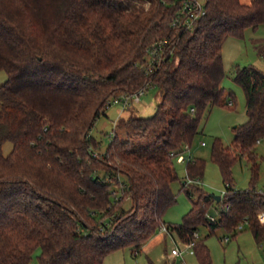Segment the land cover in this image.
<instances>
[{
  "label": "trees",
  "instance_id": "16d2710c",
  "mask_svg": "<svg viewBox=\"0 0 264 264\" xmlns=\"http://www.w3.org/2000/svg\"><path fill=\"white\" fill-rule=\"evenodd\" d=\"M180 8L181 0H0V70L8 75L0 86V264H30L37 248L39 264H106L121 247L140 252L163 225L182 243L195 241L200 264H212L206 237L220 226L236 236L247 224L264 241V191L255 187L264 70L249 64L235 73L248 118L230 146L214 140L226 184L220 201L181 180L171 156L190 146L223 98V44L264 24V0H205L191 30L174 25ZM163 40L164 55L152 61L149 48ZM151 86L162 93L155 113L119 120L101 152L91 130L108 101ZM243 158L252 182L237 189L232 168ZM204 166L189 159L187 176L200 179ZM175 182L197 193L180 224L163 220ZM204 225L209 234L195 239Z\"/></svg>",
  "mask_w": 264,
  "mask_h": 264
},
{
  "label": "rangeland",
  "instance_id": "374dc122",
  "mask_svg": "<svg viewBox=\"0 0 264 264\" xmlns=\"http://www.w3.org/2000/svg\"><path fill=\"white\" fill-rule=\"evenodd\" d=\"M178 1V0H175ZM204 2L205 0H201ZM248 3L250 0H241ZM259 42L264 44V24L257 29L247 28L243 37H229L223 44V63L225 76L222 85L225 94L218 104L212 106L202 117L199 132L191 142L189 149L185 151L186 160L179 162L173 158L174 166L181 180L187 179L188 160L201 159L205 168L201 180V188L210 195H221L226 191V184L219 166L212 160V147L218 137L226 146H230L235 136V127L246 122V97L243 88L234 80L238 67L252 64L264 70V57L259 51ZM264 46V45H263ZM8 75L5 70H0V86L6 81ZM161 90L157 86L149 87L140 98V102L131 101V105L123 110L122 103L110 105L105 114H102L95 122L91 135L99 143V149L104 152L110 143L114 122L127 120L130 115L143 117L155 113L157 105L161 101ZM233 100V105H227ZM3 152L8 154L13 147L12 142L3 143ZM259 156L258 179L255 187L258 191H264V138L256 146ZM234 186L237 189H248L252 182L251 164L248 159L237 161L232 168ZM172 189L176 195V202L169 206L164 213L163 220L167 223L180 224L184 216L191 210L193 200L181 190L180 182H175ZM130 208V199L126 196L124 203ZM216 205L210 210V215L217 216ZM210 232L209 226H201L200 238L204 239ZM226 228L220 226L212 234L206 237L212 264H264V241L257 242L247 224L237 230L233 236ZM177 239V238H176ZM176 244L171 235L158 232L142 247L140 252L134 254L132 246L121 247L109 253L105 258L106 264H200L194 248L186 250L183 263L180 258L172 256L171 251L177 245L183 248L184 243ZM41 249L37 248L30 264H39Z\"/></svg>",
  "mask_w": 264,
  "mask_h": 264
},
{
  "label": "built area",
  "instance_id": "2783aa9c",
  "mask_svg": "<svg viewBox=\"0 0 264 264\" xmlns=\"http://www.w3.org/2000/svg\"><path fill=\"white\" fill-rule=\"evenodd\" d=\"M205 13H206L205 1L202 2L201 0H181L179 19H177L174 22V25L175 24H181V25L185 26V28L187 30H191L195 26L196 22L202 16H204ZM166 44H167V40L159 41V42L152 44L151 47L149 48V53H148L149 58L152 61H154L156 58H159V57H161V55H164V50H165ZM143 93H144V89H139L131 95L111 98L108 101V107L114 103H116V104L122 103L123 104V110H125L126 108H128L129 105H131V101L135 102V103L140 102V98H141ZM228 102L230 105H233V100H229ZM115 126L117 127V121L114 122V127ZM115 130L116 129H114V131L111 132L110 138H112L114 136ZM188 149H189V146H186L185 151ZM185 151L181 152V153L172 152L171 156L174 158L177 157L179 162H184L186 160V157L184 156ZM97 155H98L97 152H94V156H97ZM186 183L187 184H201V180L199 178L198 179H192V178H189L187 176ZM208 217L211 218V220H215L214 215L208 214ZM262 218H264L263 215H262ZM160 230L166 234L171 235L173 238V241L176 244H178V241H177L176 237H174V235L172 234L170 228H168L166 225H163L160 228ZM198 237H199V232L196 231L194 233V238L197 239ZM194 245H195L194 240L187 242V243H184L183 248H181L180 246L178 247L176 245L172 249L171 254L173 257L180 258L183 263H186L185 259H184V254H185L186 250L193 248Z\"/></svg>",
  "mask_w": 264,
  "mask_h": 264
},
{
  "label": "water",
  "instance_id": "95a60500",
  "mask_svg": "<svg viewBox=\"0 0 264 264\" xmlns=\"http://www.w3.org/2000/svg\"><path fill=\"white\" fill-rule=\"evenodd\" d=\"M217 201H220L222 199L221 195H212Z\"/></svg>",
  "mask_w": 264,
  "mask_h": 264
}]
</instances>
